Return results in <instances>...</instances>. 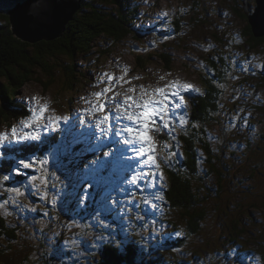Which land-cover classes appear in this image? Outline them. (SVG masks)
<instances>
[{
  "label": "rangeland",
  "instance_id": "374dc122",
  "mask_svg": "<svg viewBox=\"0 0 264 264\" xmlns=\"http://www.w3.org/2000/svg\"><path fill=\"white\" fill-rule=\"evenodd\" d=\"M93 2L96 3V5L100 4H110L111 10L114 11L115 8L117 7L116 4H113L114 0H92ZM133 4L135 6L139 5H145L143 6L144 9L139 10V15L142 16L144 15V18L151 19L153 22V25H161L163 24L164 21H174V17L172 14H168L165 17V20H160L162 17L165 15H162L161 13H168L170 12L173 8L175 9V5H178V10L181 11L182 7L187 6L190 7L192 13L190 16H193L192 20H194L195 26L189 21V19H184L183 21L186 24V27L183 29L184 31V39L182 38V32L180 30L178 31L177 34V41L174 43H169L168 41L163 42L162 46H158L157 44L153 43L156 42V37H151L152 35H141V37L145 40L143 44H140L139 41L132 40L127 38L126 40L128 42L120 44L122 41L120 40H110L107 47L112 48V45H115L114 47V52L112 51L111 53L107 51V58L103 60L102 64L99 67V71L107 74H111L115 77H121L123 76L124 81H127L128 89L129 88H135L136 93L135 95H138L140 93V86L143 85L145 88H150V80L153 79L155 75L157 78L163 77L161 79V84L160 87H163L164 85L168 84L170 81H175L178 80L181 83H183L179 77V75L182 77L184 81H193V82H198V75H199V70L202 68V62H201V56L204 55L203 52V47L207 43L208 39L211 37L210 34V29H211V23L209 19L211 18L214 21H219V17L217 15L216 9L218 7H225L229 8V6L236 12L238 13L239 19H243L242 16L244 17V20L241 21L232 12V17L234 18V21L232 19H222L223 22H225L226 26L225 28L223 25H220V29L224 31L225 29L229 31H241L240 28L245 25L247 19L249 17H253L252 11L254 10L255 5L252 3L253 0H132ZM169 1H174L173 3L171 2L168 7L165 6L164 4H167ZM215 6V9L212 10L211 7ZM134 7V6H133ZM136 8V7H134ZM141 8V7H137ZM246 8H248V12L246 11ZM190 9L184 7L183 8V14H190ZM99 10V9H98ZM107 10V8H106ZM101 12H104L105 10H99ZM225 12L221 13V17H225ZM75 15L73 14L72 17ZM103 16V15H102ZM227 16V15H226ZM182 18H185L183 16ZM72 19V18H70ZM69 19V21H70ZM148 19H143L144 25H149L150 21ZM238 19V20H237ZM246 19V20H245ZM68 22V21H67ZM136 25H139L140 23L137 21L135 23ZM232 28H231V27ZM238 29H237V27ZM118 30V29H117ZM110 31V30H109ZM110 32H114L118 34V32L112 30ZM150 31L148 30L146 34H149ZM155 34V33H154ZM73 35H70V37ZM131 37V36H130ZM141 38V39H142ZM140 39V40H141ZM78 40L75 41V44L77 43ZM153 41V42H152ZM186 41H189V44L191 46L185 49ZM61 42V47L63 46L62 41ZM80 43V42H79ZM139 43V44H138ZM57 44V43H56ZM101 46L105 45V42L102 41L100 43ZM137 46L139 49L143 48V52L145 51V48H148L151 52L146 56V60L148 62H152V64L147 65L150 71H146L140 67V64L135 58L136 51H137ZM257 46V44L253 43L251 47L249 48L250 50H253V48ZM82 47H80L78 50H82ZM62 51V48H60ZM104 51V49H100ZM175 52H172V51ZM98 52V51H97ZM154 52V53H153ZM162 52H167L166 54L168 55L169 59H159L158 55ZM258 52L262 53L264 52V44L258 48ZM227 55V61L231 62L234 66V70L231 73H224L223 77V84L221 86L224 95L228 98V100H233L239 102V104H242L245 99L251 94L252 88L249 86V81L246 80L243 76H240L239 72L242 70H247L248 65H249V60H248V55L244 50H229L227 49L226 51ZM12 56V55H11ZM104 56V55H103ZM20 55H17V57H14L11 61V64H17L19 60ZM252 58V57H251ZM59 60L58 56L53 57V63L51 64L54 66L56 62ZM74 60V53L69 52L65 54V62L67 64L72 63ZM253 61H255L252 58ZM106 62V63H105ZM94 63V62H92ZM160 67L161 69V74H170L171 72H175L178 74H172L171 76H159L158 75V69L157 66ZM76 65L81 66L82 68H85L84 71L86 73H89V75L92 74L93 68H87V63L77 61ZM127 68V74H124V69ZM222 69V66L220 67ZM57 71V70H56ZM223 72V69H222ZM42 77V76H41ZM49 77V78H47ZM106 79L107 77L104 76ZM48 79V80H45ZM39 78L32 80L30 84L24 89L26 92H29V94L35 95L37 98H41L40 102L43 103L44 97L47 95V101L46 102H51V96L55 94V92L59 91L60 93L63 92V87H62V82L56 77V76H46V78ZM109 83H107L108 85ZM263 89V95H264V88ZM2 89L0 88V92L2 93ZM121 89H119L120 91ZM118 91V92H119ZM125 91V90H124ZM7 92V91H6ZM191 93V92H189ZM189 93H186V95H189ZM113 94H107L106 96L108 98L112 97ZM128 95H134V93L128 92ZM87 96V95H85ZM147 96V95H146ZM145 96V98H146ZM237 96H239L237 98ZM8 99L7 93L4 96H1L0 94V111L5 110V104L6 100ZM116 100L118 101V97H116ZM261 98H256L255 102V109L260 110L263 108L264 104L260 102ZM250 102L251 99H248L247 103L238 111L239 118L242 120L250 119L251 121L255 120L251 125L255 128V130L252 127H246V123L242 122L237 125V130H232L231 132L235 133V138L237 139L236 143L239 145H242L243 148H247V151L244 153H241L238 151L237 156H239L238 160L234 163L232 160L228 161V173L229 176L236 180L241 172H245L249 174L247 171L246 167L251 159V154L254 152V148H256V144L261 143L260 139L256 140V137L258 133L262 131V134H264V117H262V109L261 111L257 112L254 111V113H250V110H246V113H250L246 115L244 113L245 109L250 108ZM257 103H260L257 104ZM115 102H113L111 99L108 100V106L114 105ZM35 107V104H29L27 103V108L28 112H30V109ZM180 113H184L185 109L182 107L181 109L178 110ZM11 114L19 115L17 113H14L13 111H9ZM232 115L235 114V110H232L231 112ZM6 116V112L3 114ZM96 116V112L91 111V105L88 107H82L81 103L76 102V105H71L69 113L61 116L58 121V126L59 123H65L66 125L69 124H75L77 127H89L91 125L90 122V116ZM256 118V119H255ZM56 119L52 121V123L49 125L47 130L40 128V129H24L22 126L19 125L18 123V131L22 134L24 131H38L40 134L41 133H46L45 137H48L52 135L53 133L51 132V126L53 125V122H55ZM95 121V119H93ZM250 126V125H249ZM219 130V128H217ZM220 131V130H219ZM0 132H8L9 133V138H6L3 143H0V153L2 150V147L7 146L10 144L12 141L10 140V129H1ZM231 135V134H230ZM35 141V140H32ZM16 143V142H14ZM163 141H160V145H162ZM166 143V142H165ZM17 145L21 146V148H25L26 144L24 143H16ZM167 145L169 143H166ZM159 145L158 150H161V146ZM162 152V151H161ZM247 152V153H246ZM166 154L167 159H165V162L162 164L164 171L167 172L168 174L171 175V172L169 165H175L177 164L176 161H173L170 159V156L168 153ZM158 154L156 153V157ZM62 156H54L51 158V164L53 167L60 166ZM123 161V156L119 158V163H122ZM40 167H43L40 163H38ZM161 165V164H160ZM121 173H124L122 169L120 170ZM49 175L45 176L43 175V172L35 173L33 176L37 177L34 179V182L30 184L29 186H26L23 192L25 194L29 193L28 187H33L34 193L29 194L30 197L34 196V199H38L40 195H51L49 197H53V200L59 201L58 198H61L62 195H64L66 192L75 194L73 197V202L75 205V210L76 212L82 213L83 218L86 220L87 215L90 212L95 213V208L96 212L98 213V216L101 219H106L107 215L106 213L108 212V207H102L100 202L97 200H92L90 197L96 192H98V195L100 199L104 196H108L110 193H112L115 189L116 186H114L113 179L107 178V177H102V178H88L90 174L86 173V169L83 170H78L76 174L74 173H59V172H54L53 170L51 173H48ZM52 175H56L52 176ZM83 179V180H82ZM32 180V179H31ZM81 181H83V184H81ZM249 183L248 181H245ZM260 185H264V179H260ZM71 188H74L71 189ZM92 190V191H91ZM254 190V188H253ZM91 191V192H89ZM136 192V191H135ZM140 193V192H139ZM22 194V193H21ZM23 195V194H22ZM135 195V193H134ZM122 200L125 199L124 194H120ZM141 196V193L136 196L137 199H140L139 197ZM24 198V195H23ZM118 196L113 195L111 196V201L112 203H115L117 200ZM20 199V195L17 197H12L10 198V201L13 202H19L18 200ZM99 199V200H100ZM25 200V198H24ZM157 200V199H156ZM26 201V200H25ZM148 201L151 203V206L155 208L156 210L163 212L159 216L162 220H167L169 223L170 227L171 226V218L170 213H168V216H165L164 214L167 212H171V214H174V211L177 212L178 215H180L181 211L177 209L176 207L171 208L166 205H158L157 201L153 197L149 198ZM8 201H6L7 203ZM23 204V202H19ZM153 203V204H152ZM157 206H155V205ZM90 206H94V209H92L89 212H86V209L89 208ZM100 206V207H99ZM112 207V206H110ZM109 207V208H110ZM112 210V209H111ZM3 215L6 212L5 209H2ZM110 211V209H109ZM10 212V211H7ZM14 216L18 217L17 214L14 212ZM173 217V216H171ZM214 216H212L209 219V228L212 231H215L216 233H221L222 227L219 224L214 223ZM254 217L256 219H259L260 221H264V211L261 213L255 212ZM89 218V217H88ZM109 219V218H108ZM177 224L179 225V229L182 230L180 232V236L182 238L185 237V234L183 232V226L180 224L181 221H179V218H177ZM174 220V218H173ZM87 221V220H86ZM88 222V221H87ZM114 222V221H112ZM12 220L10 219H4L0 218V229L2 228V225L4 224H11ZM72 225H74L73 222H71ZM183 224V223H182ZM256 220H251L250 224L246 227L244 234H245V242H247L250 246L253 248H257L258 245L260 244V240H264V235L261 236L260 239L256 238V234L254 232H257L256 230H262L261 228L257 229L256 226ZM95 225H100L104 227L103 222L99 221V224ZM181 225V227H180ZM143 225L138 226V231H142ZM56 230L55 226L51 223L49 227V231L54 232ZM6 233L11 232L10 229H5L4 230ZM219 235V234H218ZM150 235L146 234V239H150ZM194 244L197 241L196 235L192 236ZM226 241H229L231 247H232V241L231 239L226 236L224 237ZM222 240H218V243H222ZM1 241V240H0ZM66 242H72L73 244L80 242L82 243H87V245H90L91 240L88 238L87 235L81 236L78 239H74L72 237L66 238ZM39 244L41 248H43L44 242L42 240H39ZM216 243H214L211 246H214ZM181 245V243L179 244ZM87 246V248H88ZM211 246L208 247L211 249ZM75 250V255L72 256V261L75 262L76 264H93L91 263V257L85 253L84 248L82 245L78 246H72ZM86 248V249H87ZM197 251H200V249L196 248ZM146 251L148 254L154 256L155 258H161L163 260H166L168 256L172 255H177L178 256V262L177 264L182 261L184 264H237V260L235 258H231L229 253H224L223 250H216L215 254L213 252H209L206 254H202L199 252H196V257L192 258L191 254L188 253L187 251L183 250V245L181 247V251L178 247H169L166 244H164V241H157L153 245H149L146 247ZM9 254H15L16 257L19 259L17 256V253L13 250L12 246L10 248H6L4 256L0 257V261L4 262V264H21V262H18L12 257L9 259L8 255ZM96 252L94 251L92 255H95ZM161 254V256L159 255ZM181 258V259H180Z\"/></svg>",
  "mask_w": 264,
  "mask_h": 264
},
{
  "label": "trees",
  "instance_id": "16d2710c",
  "mask_svg": "<svg viewBox=\"0 0 264 264\" xmlns=\"http://www.w3.org/2000/svg\"><path fill=\"white\" fill-rule=\"evenodd\" d=\"M24 1L2 0L0 2V88L6 91L7 88H13L23 81L31 80L36 75L48 73L53 57L70 52H62L60 43L57 40L39 41L30 44L12 33L7 10ZM83 1L97 9L87 17L74 16L71 21L66 23L62 32L63 35L68 36L63 39V44H66L67 49L80 44L83 47L90 38L101 31L114 30L118 32L117 29L120 28V21L115 19L113 14L104 15L103 12L99 11L102 9L106 11V8L109 10L110 5H96L92 0H82L80 3L82 10L87 7L82 6ZM140 17H144V15ZM123 18L126 25L125 29L129 30L132 19L126 13ZM176 25H178V22H176ZM248 31L252 34L250 26H248ZM153 34L154 32L149 35ZM70 35L73 36L70 37ZM263 38L253 37V41H263ZM76 40L78 41L75 44ZM107 49L111 53L114 47H107ZM166 53H160L158 55L159 59H169ZM17 55H20L17 64H11L12 59ZM213 59L215 58H211L210 61L212 62ZM262 80L261 85L264 86V78ZM210 82H212L211 78L205 80L207 96H203L200 100L194 102L196 110L194 116L197 118V120L195 119L198 122L197 125L193 124L186 133L180 136L183 138L185 157L182 165L185 166V169L176 170L171 175L169 174V188L166 192L167 199L171 203L168 206L171 208L176 207L181 211L180 215L174 211L173 221L177 223V218H179L180 224L183 223L185 226L188 240L184 242L183 250L190 254H196V252L206 254L211 250L216 251L227 243L224 239L226 236L231 240L243 238L245 236L244 231L251 220H256V228L262 229L254 232L256 238L260 239L264 235V221L254 217L255 212L261 213L264 211V185H260V179H264V134L259 136L261 143L256 144L246 167L249 174L242 171L236 180L232 179L228 173V157L232 156V147L236 144L237 139L234 132L224 129L226 122L224 111L229 106L226 102L227 98L222 88L218 86L219 84L212 86ZM0 94L2 93L0 92ZM217 94L219 97H217ZM212 99L217 100L213 101ZM9 111L22 114L28 109L19 106L10 108ZM262 111L264 117V109ZM2 113H5V110L0 111V114ZM232 121L235 122L234 118H232ZM217 125L220 131L217 130ZM65 126H67L65 123H59V128ZM215 132L217 143L210 139V135L214 136ZM45 135L46 133H41V140L45 138ZM28 143L34 144L35 141L24 142V144ZM43 144L47 148L50 147L47 142H43ZM6 147H2V150ZM198 147L200 149L198 155L201 161L200 165L196 163V148ZM177 169L179 168L177 167ZM139 194L137 190L135 195L138 196ZM212 216H214V223L221 225V233L210 230L209 219ZM2 229H10L11 232L9 233L3 231V235L8 237V241L11 238L17 240L20 236L17 230L9 228L7 224L2 225ZM194 235H196L198 242L192 244V236ZM135 239L137 238L135 237ZM221 239H223L222 243H218L217 241ZM25 242L29 247H32L33 242H30L29 238H25ZM214 243L216 244L211 246ZM259 243L264 245L263 240H260ZM172 244L176 245V243ZM210 246L211 249L208 248ZM10 247L11 245L8 243L7 249ZM259 247V251L262 252L263 247L260 245ZM196 248L200 249L201 252L197 251ZM126 249L130 250L127 253L129 257L126 259L127 264H176L178 260L177 255L168 256L166 260L155 258L135 241L130 242ZM106 253L108 255L107 261H99L97 264H122L124 253L119 249L107 248ZM43 254L46 255L45 250ZM159 255L161 256V254ZM42 264H47V261H42Z\"/></svg>",
  "mask_w": 264,
  "mask_h": 264
},
{
  "label": "snow or ice",
  "instance_id": "6c2138e0",
  "mask_svg": "<svg viewBox=\"0 0 264 264\" xmlns=\"http://www.w3.org/2000/svg\"><path fill=\"white\" fill-rule=\"evenodd\" d=\"M166 15V13H161ZM124 74H127V68L124 69ZM109 81H119L126 83L123 76L115 77L111 74H105ZM163 79V77H161ZM115 87L114 83L108 84L104 89L99 92L93 93L96 97L95 101H86L91 105L92 112H100L102 116L97 123V127L101 129L102 135H107L108 131L113 130L110 124L111 113L108 110V100L111 99L115 102V110L117 120H126L120 128L114 129L116 136L122 137V143L127 147V150L133 155L129 157L130 161H133V167L131 177L128 183L136 185L141 191L146 188L151 189L155 185L153 181L155 179H162L163 172L161 170L160 163L156 158L157 145L155 143V137L152 133H161L165 130L173 129V120L178 119L181 124L185 123L186 114L180 113L178 110L184 106V96L189 90L193 89V86L188 83H181L178 80L170 81L163 87L145 88L140 86V93L135 95L136 89L129 88L127 92L134 93V95H126L120 92H113ZM198 91V89H196ZM113 92L112 97L108 98L107 93ZM148 96L145 99V96ZM122 96L123 99L117 101L116 97ZM36 107L30 109V115L23 118L19 125L24 129L43 128L47 130L49 125L54 119L58 117H45L44 113L48 110L47 103H41V98L33 97ZM104 124H108L109 127H103ZM6 138H9L8 132H0V143H3ZM41 136L38 131H24L22 134L18 131V126L14 125L10 129V140L16 143L28 142L32 140H40ZM166 143L162 144V148H166ZM107 156L108 153H105ZM169 156L175 155V153L169 152ZM39 159L41 165L45 164L46 159ZM167 159V157H165ZM35 160L32 157L27 159H20L19 166L15 169L19 174L21 168H31L34 166ZM10 177L8 175L0 176V180L7 181ZM34 180L35 177H32ZM143 182L138 184V182ZM8 192L20 193L19 188L10 187L6 189ZM163 199V196L159 197Z\"/></svg>",
  "mask_w": 264,
  "mask_h": 264
},
{
  "label": "water",
  "instance_id": "95a60500",
  "mask_svg": "<svg viewBox=\"0 0 264 264\" xmlns=\"http://www.w3.org/2000/svg\"><path fill=\"white\" fill-rule=\"evenodd\" d=\"M30 1L34 6L29 5V8H20L15 14L11 13L14 31L19 37L29 41L57 36L67 22L64 17L70 19L78 4V0ZM256 2L255 10L251 12L253 17H249L247 21L252 35L259 38L264 36V0H256ZM246 11L248 12V8Z\"/></svg>",
  "mask_w": 264,
  "mask_h": 264
},
{
  "label": "bare ground",
  "instance_id": "6f19581e",
  "mask_svg": "<svg viewBox=\"0 0 264 264\" xmlns=\"http://www.w3.org/2000/svg\"><path fill=\"white\" fill-rule=\"evenodd\" d=\"M71 18H73V17H71ZM72 19H70V21H71ZM65 25H66V23L64 24V26H63V29H62V31L64 30V27H65ZM23 102V101H22ZM26 105H27V103H25ZM22 143H24V142H22ZM34 144L33 143H28V144H26V147L27 146H33ZM20 149H22V148H20ZM123 167L121 166V163H119V166H118V168H117V172L118 173H120V174H124V175H126V173H127V170H125L124 171V173H121L120 172V170L122 169ZM135 193V192H134ZM205 213V212H204ZM204 217V216H203ZM181 259V258H180ZM173 264V263H172ZM177 264V263H176Z\"/></svg>",
  "mask_w": 264,
  "mask_h": 264
}]
</instances>
